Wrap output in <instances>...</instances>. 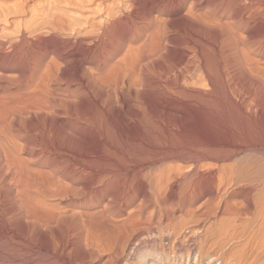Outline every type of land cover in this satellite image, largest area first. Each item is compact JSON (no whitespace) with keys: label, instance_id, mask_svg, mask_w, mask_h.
Here are the masks:
<instances>
[{"label":"bare ground","instance_id":"obj_1","mask_svg":"<svg viewBox=\"0 0 264 264\" xmlns=\"http://www.w3.org/2000/svg\"><path fill=\"white\" fill-rule=\"evenodd\" d=\"M11 1L0 264H264V0Z\"/></svg>","mask_w":264,"mask_h":264},{"label":"rangeland","instance_id":"obj_2","mask_svg":"<svg viewBox=\"0 0 264 264\" xmlns=\"http://www.w3.org/2000/svg\"><path fill=\"white\" fill-rule=\"evenodd\" d=\"M11 3H14V0H12ZM196 206H197V205H196ZM201 210H203V212H204V210L206 211V208L201 207ZM204 217H205V215H203V216L201 217V219H200L201 222H200V223H202ZM157 230H158V229H157ZM160 231H161V230H159V232H160ZM159 232H157L156 229H154L153 232H151V233L148 235V237H147V238H148V239H147L148 241H147V240H146V241H147V242H151V240L153 241L154 239H158V238H159V235H161V234L164 233L163 231H161L160 233H159ZM151 234H152V235H151ZM202 234H203V233H202ZM157 235H158V237H157ZM149 236H150V237H149ZM153 236H154V237H153ZM155 236H156V237H155ZM202 236H203V235H202ZM152 237H153L154 239H153ZM201 239H202V237H201ZM149 240H150V241H149ZM197 242H198V241H197Z\"/></svg>","mask_w":264,"mask_h":264}]
</instances>
